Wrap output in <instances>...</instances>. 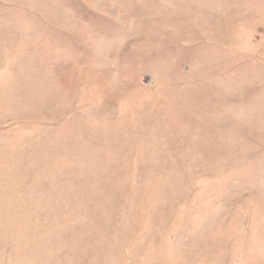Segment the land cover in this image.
<instances>
[{"label": "rangeland", "instance_id": "obj_1", "mask_svg": "<svg viewBox=\"0 0 264 264\" xmlns=\"http://www.w3.org/2000/svg\"><path fill=\"white\" fill-rule=\"evenodd\" d=\"M0 264H264V0H0Z\"/></svg>", "mask_w": 264, "mask_h": 264}]
</instances>
